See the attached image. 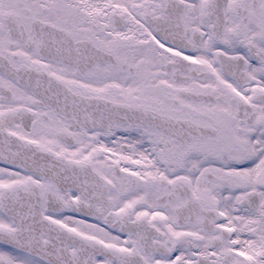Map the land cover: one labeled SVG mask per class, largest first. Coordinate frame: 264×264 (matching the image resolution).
Instances as JSON below:
<instances>
[{
	"label": "snow or ice",
	"instance_id": "1",
	"mask_svg": "<svg viewBox=\"0 0 264 264\" xmlns=\"http://www.w3.org/2000/svg\"><path fill=\"white\" fill-rule=\"evenodd\" d=\"M0 264H264V0H0Z\"/></svg>",
	"mask_w": 264,
	"mask_h": 264
}]
</instances>
